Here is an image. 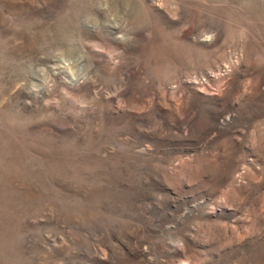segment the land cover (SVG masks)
Segmentation results:
<instances>
[{
	"label": "rangeland",
	"instance_id": "374dc122",
	"mask_svg": "<svg viewBox=\"0 0 264 264\" xmlns=\"http://www.w3.org/2000/svg\"><path fill=\"white\" fill-rule=\"evenodd\" d=\"M0 264H264V0H0Z\"/></svg>",
	"mask_w": 264,
	"mask_h": 264
}]
</instances>
